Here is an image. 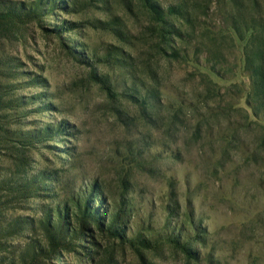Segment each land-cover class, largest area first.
Here are the masks:
<instances>
[{
    "label": "rangeland",
    "instance_id": "obj_1",
    "mask_svg": "<svg viewBox=\"0 0 264 264\" xmlns=\"http://www.w3.org/2000/svg\"><path fill=\"white\" fill-rule=\"evenodd\" d=\"M3 2L41 14L0 37V185L32 187L27 199L0 190L12 208L0 214L11 223L0 264H264V146L236 126L244 100L220 114L230 94L198 96L248 82L241 43L227 46L225 82L169 60L179 39L162 37L144 0ZM142 91L155 94L146 105ZM84 191L97 210L116 203L111 230L85 221L32 259L47 248L50 214L66 204L70 218ZM173 232L184 249L161 240Z\"/></svg>",
    "mask_w": 264,
    "mask_h": 264
},
{
    "label": "trees",
    "instance_id": "obj_2",
    "mask_svg": "<svg viewBox=\"0 0 264 264\" xmlns=\"http://www.w3.org/2000/svg\"><path fill=\"white\" fill-rule=\"evenodd\" d=\"M3 1L0 0V37L17 35L19 20L41 14L37 3L28 5L26 8L21 4L7 7V4ZM144 2L149 13L162 23L163 26L160 29L162 37L170 40V37L176 35L179 39L173 45L174 52L169 60L185 64L191 63L193 65L192 69L198 71L201 76L205 77V75L213 74L221 81L232 80L235 71L228 67L229 61L226 49L230 42L235 44L234 41L237 40L241 43L243 72L248 78V82H232L230 88H233V91L224 85L219 86L220 89L217 95H215L216 90L208 87L199 92L198 96L203 97L204 101H208L216 96L221 100L222 97L230 94L232 100L227 102V107L215 108V111L220 114L235 110L233 106H238L244 100L246 107H238L235 110L240 114L244 113V116L241 114L243 124H237L236 126H240L241 133H255V143L258 146H264V0H193L191 8L188 7L190 0H175L173 4L165 9L159 5L158 0H144ZM209 17L218 20V24H210L206 20H200V18ZM184 24L186 28L187 25L192 24L191 28L186 30L187 32H183ZM201 68L206 69L207 72H201ZM229 74L230 76H228ZM211 83L215 87L218 86L217 82L210 81ZM223 89H225L224 93H222ZM154 95L142 91L135 100L139 104L146 105ZM196 95L194 93V97ZM236 126L233 130L238 131ZM227 138H230V136L227 135ZM26 171L27 169L24 170L23 174H26ZM42 177L44 175H37L38 179ZM14 183L7 184L3 182L0 185V190L8 188L11 194L27 199L29 197L27 195L32 193L29 181L16 182L15 186ZM87 195L86 191L81 192L78 196L73 195L72 201L75 208H73L70 218L65 214L68 208L66 204L63 205L65 208L58 205L56 212L54 210L50 214L51 218H47V232L50 237L47 248L35 247V250L31 253L32 259H35L39 252L46 253L48 249H51L50 247L57 245L60 237L65 234L69 235V239H73L72 236L79 234L81 232L80 228L85 227V221H100L98 224H101L104 219L105 229L111 230L112 223L115 222L114 219L119 211L114 207L116 203H111L112 208L107 212L101 209L97 210L89 205L90 200ZM9 203V201L0 197V214L5 210L12 209ZM55 215L58 220L54 218ZM65 217H68V222L64 221ZM8 223L0 222V236L7 235L10 232L11 223ZM131 233L136 235L134 232ZM181 236L182 234H179L177 238V234L173 232V234L164 235V239L161 240L167 239L168 242L170 241L183 248ZM174 238L176 240H173ZM60 243H58V246ZM186 250L193 257L199 258L201 255L199 250L190 248H186Z\"/></svg>",
    "mask_w": 264,
    "mask_h": 264
}]
</instances>
